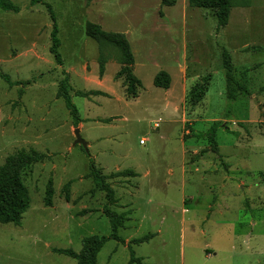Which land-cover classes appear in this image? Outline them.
<instances>
[{
    "label": "rangeland",
    "instance_id": "obj_1",
    "mask_svg": "<svg viewBox=\"0 0 264 264\" xmlns=\"http://www.w3.org/2000/svg\"><path fill=\"white\" fill-rule=\"evenodd\" d=\"M11 1L18 13L0 10V165L20 149L44 159L23 176L30 205L21 224L0 223V264H76L56 250L78 253L84 237L109 235L105 207L127 218L123 242L107 241L95 264H128L131 255L143 264H264V0H238L225 26L187 0ZM47 6L60 64L49 51ZM88 23L127 38L137 97L117 78L110 46L99 74ZM159 71L170 76L167 90L153 84ZM64 77L77 125L57 96ZM205 77L202 100L190 105L188 92ZM214 122L216 152L207 136ZM77 128L87 151L72 145ZM89 156L114 192L111 205L89 176Z\"/></svg>",
    "mask_w": 264,
    "mask_h": 264
},
{
    "label": "trees",
    "instance_id": "obj_2",
    "mask_svg": "<svg viewBox=\"0 0 264 264\" xmlns=\"http://www.w3.org/2000/svg\"><path fill=\"white\" fill-rule=\"evenodd\" d=\"M243 2V0H241ZM37 2L36 0L31 1V4ZM165 2H167L165 0ZM171 2V0H168ZM187 3L192 8L208 9L215 13L218 20L219 26H225L228 21L230 10L237 4H241L238 0H187ZM50 13V17L53 20L51 38L50 53L54 56L57 63L60 64V53L59 46L60 40L58 38V28L55 23V15L50 8L47 6ZM0 10L12 13H18L20 9L11 0H0ZM87 36L97 42L99 45V74L103 75L105 64L107 62L106 56L103 52L105 46H110L117 52V61L121 66L117 73V78H124L126 87V94L130 97H137L138 89L142 86L141 82L134 75L132 66L134 64V58L131 51V47L125 35L122 33L107 32L100 28L99 25L94 23H88L87 25ZM224 69L226 70L225 78L227 81V96L229 99H234L235 93L230 87L232 81L231 66L229 63V56L227 53L224 54L223 58ZM1 78L10 86L19 84V82H12L6 75H1ZM210 78H203L198 84H195L187 94V102L190 105H197L202 100L204 93L207 90V81ZM170 76L165 71H159L153 79L154 86L167 90L170 87ZM91 93V92H90ZM82 91H77L75 94L81 97H85L87 94ZM96 94H101L99 91H94ZM57 96L64 101L66 108L70 111L71 115L75 119V124L79 122L78 111L76 106L71 101L70 91L68 89V79L64 77L57 90ZM218 127V123L214 122L207 131V136L210 141L211 148L214 152L217 151V144L215 141V134ZM44 155L38 153L34 149H20L14 153L8 155L5 161L0 165V223L7 224L12 223L14 225H20L22 215L28 209L30 200L28 196V189L24 184L23 176L27 171L31 170L32 166L36 163L42 162ZM89 160V176L92 178L94 184L102 191L105 192V197L108 204L114 203V192L109 184L105 181V176L102 175L95 167V162L92 157H88ZM53 196L52 182L48 181L44 204L51 206ZM104 213L109 219L111 226V233L107 236L91 235L82 239V248L78 253H74L68 250H56L60 254H65L76 260V264H95L98 252L109 240L122 241L118 236V229L121 228L126 221V217L123 214H118L115 211L104 208ZM152 235H146L142 238L133 240V242L141 243L148 240ZM140 258H135L131 255L128 264L136 263L143 264Z\"/></svg>",
    "mask_w": 264,
    "mask_h": 264
},
{
    "label": "water",
    "instance_id": "obj_3",
    "mask_svg": "<svg viewBox=\"0 0 264 264\" xmlns=\"http://www.w3.org/2000/svg\"><path fill=\"white\" fill-rule=\"evenodd\" d=\"M74 136H75V139H74L72 145L73 146H75V145H81L83 147V149L85 151H87L88 144L80 136V129L77 128V129L74 130Z\"/></svg>",
    "mask_w": 264,
    "mask_h": 264
},
{
    "label": "built area",
    "instance_id": "obj_4",
    "mask_svg": "<svg viewBox=\"0 0 264 264\" xmlns=\"http://www.w3.org/2000/svg\"><path fill=\"white\" fill-rule=\"evenodd\" d=\"M141 143H143V141H141Z\"/></svg>",
    "mask_w": 264,
    "mask_h": 264
}]
</instances>
